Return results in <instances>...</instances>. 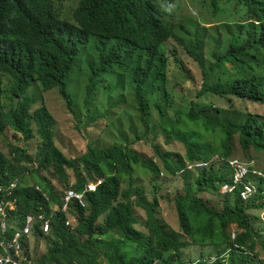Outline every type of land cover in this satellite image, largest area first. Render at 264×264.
<instances>
[{"label":"trees","instance_id":"1","mask_svg":"<svg viewBox=\"0 0 264 264\" xmlns=\"http://www.w3.org/2000/svg\"><path fill=\"white\" fill-rule=\"evenodd\" d=\"M60 1H72L70 16L59 15L55 3ZM192 1H200L212 15L232 3L238 12L244 10L241 19L214 29L216 50L226 42L225 50L208 66L203 44L194 38L195 21L178 18L177 0H0V137L10 131L12 140L37 142L34 155L16 144L9 145V156L0 150V186H7L3 197L12 204L6 208L8 227L0 240L10 239L25 217L33 216L31 236L22 247L30 264H180L186 243L169 234L159 218L161 177L185 181V192L167 201L175 205L180 229L192 245L211 247L213 254L238 245L240 253L231 254L230 264L261 262L264 227L256 225L258 220L264 224V178H257V193L249 200H242L239 190L230 195L219 188L230 180L227 160L233 158L235 143L246 155L264 152V113L217 108L194 99L185 108L177 107L168 89L166 42L184 35L189 55L201 64L203 88L197 98L216 95L264 104V0ZM91 42L100 54L85 86L88 113L99 77L125 65L127 55L142 54L140 63L128 69L142 126L135 134L137 141L151 145L154 157L134 148L136 141L102 148L88 144L75 158L55 145L53 116L46 105L35 106L37 99L29 91L35 86L42 92L56 89L74 113L70 77L76 57ZM3 77L8 85H2ZM160 136L166 144L181 143L185 153L164 150L156 143ZM200 161L210 166L181 173L187 163ZM43 171L52 172L63 188H56ZM144 174L150 178L151 201L141 186ZM99 179L103 183L89 194L87 207L74 201L68 213L60 209L67 188L81 191ZM14 181L17 185L10 190ZM190 181H195L194 191ZM209 193L220 196L219 207L203 198ZM136 207L146 214L144 230L137 228ZM69 214L76 220L66 225ZM41 215L50 219L49 232L42 228ZM41 240L47 242L42 254L34 247Z\"/></svg>","mask_w":264,"mask_h":264},{"label":"rangeland","instance_id":"2","mask_svg":"<svg viewBox=\"0 0 264 264\" xmlns=\"http://www.w3.org/2000/svg\"><path fill=\"white\" fill-rule=\"evenodd\" d=\"M72 1H62L58 3V9L66 16L71 15ZM179 17L187 18L190 16H204L208 19L214 20L224 24L229 22V19H241L244 13L238 12V7L232 4H227L225 12L219 13L213 17L209 9L200 1L192 0H178ZM209 40L206 41V49H204V65L208 66L214 62L219 53L225 50V43L222 44L217 50L213 40V34H209ZM181 37V36H180ZM169 49L170 63H169V77L168 89L173 94L177 107L185 108L190 99L197 102L201 101L212 107L224 108L230 110L240 111H256L264 113V104L253 103L240 98L232 97L227 100L223 97L216 95H208L205 98H197V92L203 88V72L202 66L197 62L185 48L175 39L171 38L167 42ZM175 53L180 63L175 60L172 54ZM100 52L95 49L94 42L83 47L79 55L76 57L75 67L70 77V91L74 97V113L66 109L64 101L57 94V90L42 92L37 86L33 87L29 93L33 94L37 99L35 106L44 104L48 107L54 119L53 134L55 145L63 151L67 157L82 156L86 150L87 145L92 144L98 148L109 146L115 142L131 143L136 141L134 148L144 153L146 156L154 157V151L151 145L144 141H137L136 132L142 131L140 124L138 105L136 98L133 94L132 79L129 68L135 67L143 59L141 53L134 55H127L126 64L122 67H116L108 71L107 74L99 77L95 88L94 104L91 106L90 113L85 109L83 102L85 90L89 79L92 75L91 70L96 68L99 64ZM219 75L215 72L210 75V81L214 82ZM2 85H8L9 80L6 77L1 78ZM34 106V107H35ZM174 109L169 111L172 116ZM95 117V118H93ZM125 140V141H123ZM156 143H159L164 150L185 153L184 146L179 142H172L166 144L164 138L160 136ZM16 144L27 148L31 155H34L37 149L36 140L24 143L20 140H12V133L9 131L5 136L0 137V150L9 156V145ZM235 152L233 158L242 160L246 163H255L259 168L264 170V152L250 151L247 155L241 150L238 143H235ZM157 159V158H156ZM46 179H49L56 188H63L53 173L50 171H43L41 173ZM73 176V174L71 173ZM29 181V178H28ZM29 183H32L29 181ZM162 188L159 195L163 198L160 201L159 218L165 224L166 230L169 234L180 237L182 242L189 244L188 238L182 233L179 225L178 216L176 213L175 205L167 201L168 198H174L178 193L185 192V181L182 178L167 179L161 177ZM195 181H190L193 185V191L196 189ZM141 186L146 190V197L152 200L153 192L150 183L149 175H143ZM150 188V190H149ZM205 200H210L211 205L219 207L221 198L215 194H202ZM220 199V200H219ZM219 204V205H218ZM136 215L140 222L137 225L138 229L144 230L143 223L146 218L145 212L136 207ZM261 213V212H260ZM253 214V212H252ZM256 216L259 214L254 213ZM264 217V215H263ZM257 218V217H256ZM264 227V224L258 220L256 229ZM260 242H264V233L260 237ZM33 245V241H32ZM34 247L38 253H44L47 249L46 240L34 242ZM211 247L195 246L186 248L184 254V262L186 264L195 262L207 252H210ZM207 250V252L205 251ZM262 247H258V251L262 252ZM206 252V253H205ZM182 261V262H183ZM180 264H183V263Z\"/></svg>","mask_w":264,"mask_h":264},{"label":"built area","instance_id":"3","mask_svg":"<svg viewBox=\"0 0 264 264\" xmlns=\"http://www.w3.org/2000/svg\"><path fill=\"white\" fill-rule=\"evenodd\" d=\"M227 164L231 172L230 181L224 183L220 187L219 192L221 194L234 195L236 191L239 190L242 200L251 199L257 193L256 185L252 179L255 177H264V172L259 169L254 162L246 163L236 158L230 159ZM208 166V162L192 163L189 164L186 169H183L181 173L183 174L186 171L200 170ZM102 182V180H98L96 183H89L88 185H86L83 192H77L74 189L67 190L65 194V204L63 206V211L67 210L68 204H70V202L73 200H77L82 206H85L86 194L88 192H95L98 186L102 184ZM15 186V183H11L9 185V189H13ZM5 188L6 187L0 186V230L2 235L5 233L8 227L5 213L6 208L11 206L10 203L4 201L3 193L5 191ZM40 219L43 223L42 228L44 232H49V220H46L43 215L40 216ZM34 222L35 219L33 217L26 216L24 219V225L15 230L13 236L9 240H2L0 242V246L2 247L4 252L3 255H0V264H26V258L22 255L23 250L21 240H24L29 237ZM69 224L70 222L68 221L67 225ZM232 239L236 240L235 233L232 234ZM239 249L240 247L238 245H235L234 248L229 250L225 255L223 254L221 256L207 257L203 260V262L205 264H214L217 261H221V264H227L232 253H240ZM245 255H249V253L245 252ZM260 260L261 262L259 264H264V257Z\"/></svg>","mask_w":264,"mask_h":264},{"label":"clouds","instance_id":"4","mask_svg":"<svg viewBox=\"0 0 264 264\" xmlns=\"http://www.w3.org/2000/svg\"><path fill=\"white\" fill-rule=\"evenodd\" d=\"M61 2V1H60ZM177 2H178V0H177ZM58 3L59 2H56L55 3V6H56V8H57V10H58V13H59V15H64L63 13H61L60 11H59V9H58ZM235 6V5H234ZM235 7H237V6H235ZM178 8H179V4H178V6H177V16H178V18H180L179 17V12H178ZM225 11H226V9H225ZM210 12V11H209ZM221 12H223V11H220V12H218L216 15H212L211 14V12H210V14L213 16V17H216L219 13H221ZM191 17V19L193 20V21H195V27L193 28V34H194V38H195V41L198 39L200 42H201V44H203V51H204V49H206V41H208L209 40V37H210V35L209 34H213V40H214V42H216V39H217V37H214V34H215V32H213L214 31V29L215 28H217L218 26H221L222 24L221 23H219V22H215L214 20H211V19H208V18H206V17H204V16H201V17H198V16H195V15H193V16H190ZM234 20H236V19H234ZM235 22V21H234ZM184 36V35H183ZM183 36H181V38H179V37H176V36H172V37H170L169 39H168V41L171 39V38H175L184 48H185V50H186V52L188 53V51H187V48L185 47L186 46V41H185V39L183 38ZM167 41V42H168ZM167 42H166V45H167ZM215 46H216V44H215ZM169 50V49H168ZM231 159H234V158H231ZM230 160V159H229ZM229 160H227V162L229 161ZM242 161V160H241ZM200 162H207V161H200ZM193 163H198V162H193ZM209 163V166H210V162H208ZM189 164H192V163H187V166L189 165ZM228 165V164H227ZM186 166V167H187ZM208 166V167H209ZM256 166H257V164H256ZM186 167H185V169H186ZM208 167H206V168H208ZM258 167V166H257ZM259 168V167H258ZM204 169V168H203ZM229 169V168H228ZM259 169H261V168H259ZM183 170V169H182ZM181 170V171H182ZM200 170H202V169H200ZM262 170V169H261ZM196 171H199V170H196ZM263 172H264V170H262ZM191 172H194V171H191ZM229 172H230V170H229ZM230 174H231V172H230ZM257 178L258 177H255V178H253L252 180H253V182L255 183V185H256V180H257ZM264 178V177H263ZM99 180H102L103 181V179H99ZM98 181V180H97ZM97 181H91V182H88V184L89 183H96ZM230 181V180H229ZM11 183H15L16 185H17V183L14 181V182H11ZM10 183V184H11ZM103 183V182H102ZM88 184H86V185H88ZM102 185V184H101ZM223 185V184H222ZM221 185V186H222ZM100 186V185H99ZM98 186V187H99ZM220 186V187H221ZM3 187H7V186H3ZM16 187V186H15ZM14 187V188H15ZM86 187V186H85ZM13 188V189H14ZM256 188H257V185H256ZM69 189H74L72 186H70L69 188H67L66 190H65V193L64 194H66V191L67 190H69ZM85 189V188H84ZM84 189L83 190H81V191H78V190H76L77 192H83L84 191ZM98 189V188H97ZM220 189V188H219ZM10 190H12V189H10ZM75 190V189H74ZM97 191V190H96ZM95 191V192H96ZM91 193H94V192H88L87 194H86V203H85V206H82L80 203H79V201H77V200H73V201H71L70 202V204L72 203V202H74V201H77L82 207H87V203H88V197H89V194H91ZM5 201V200H4ZM10 203V202H9ZM64 204H65V197H64V203H63V206H64ZM70 204H68V208H67V210L66 211H63V206H62V208H60L63 212H65V213H68L69 212V206H70ZM11 206H12V204H11ZM27 216H31V215H27ZM31 217H33V216H31ZM45 218V217H44ZM46 220H49V222H50V219H47V218H45ZM74 220H76V216L73 214H69V222H70V224L74 221ZM68 221H66V225H67V222ZM69 224V225H70ZM138 227V226H137ZM19 228V227H18ZM18 228H16L15 230H17ZM15 230H13V234H14V232H15ZM32 232V231H31ZM0 234H1V230H0ZM5 234V233H4ZM3 234V235H4ZM13 234H12V236H13ZM2 235V234H1ZM11 236V237H12ZM30 236H31V234L29 235V237L28 238H30ZM28 238H26V239H28ZM26 239H24V240H26ZM2 240H5V241H7V239H5V238H3V239H1L0 240V242L2 241ZM9 240V239H8ZM24 240H21V243H22V247H23V241ZM189 240V239H188ZM1 247V246H0ZM190 247H194V245H192L191 243H190V240H189V244H186V248L188 249V248H190ZM200 247V246H199ZM208 246H206L205 248H207ZM231 249H233V248H231ZM231 249H229V250H231ZM1 250L2 251H0V255H3L4 254V252H3V249H2V247H1ZM186 250V249H185ZM228 250V251H229ZM206 252H207V250H205ZM210 252H205L206 254L204 255L205 257H202L201 259H198L197 261H195V262H190V263H188V264H205L204 262H203V260L204 259H206L207 257H212V256H221V255H225L226 253L224 252L223 254H213V252H212V249L211 250H209ZM22 255H23V253H22ZM26 258V257H25ZM231 258V257H230ZM230 258H229V260H228V262H227V264H230ZM26 264H30L32 261L31 260H27V258H26ZM24 262V261H23ZM186 264V263H185ZM214 264H221V261H217L216 263H214Z\"/></svg>","mask_w":264,"mask_h":264}]
</instances>
